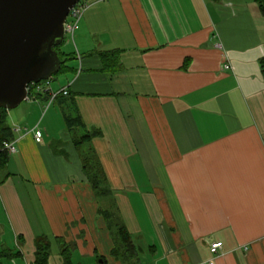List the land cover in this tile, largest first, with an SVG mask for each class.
Segmentation results:
<instances>
[{
	"label": "crops",
	"instance_id": "1",
	"mask_svg": "<svg viewBox=\"0 0 264 264\" xmlns=\"http://www.w3.org/2000/svg\"><path fill=\"white\" fill-rule=\"evenodd\" d=\"M80 22L64 84L50 88L66 89L95 132L89 145L112 193L102 199L108 210L132 241L148 243L133 242L131 263L111 257L73 144L85 132L67 131L64 99L43 114V94L6 115L16 152L0 169L11 210L2 204L0 252L19 257L0 262L34 264V240L44 237L47 264L60 242L72 264H143L146 250L149 264H264V16L254 0H93ZM113 51L119 68L105 72L99 55ZM214 241L223 248L213 257Z\"/></svg>",
	"mask_w": 264,
	"mask_h": 264
},
{
	"label": "water",
	"instance_id": "2",
	"mask_svg": "<svg viewBox=\"0 0 264 264\" xmlns=\"http://www.w3.org/2000/svg\"><path fill=\"white\" fill-rule=\"evenodd\" d=\"M79 0H0V109L25 102L26 87L50 80L62 61L63 24Z\"/></svg>",
	"mask_w": 264,
	"mask_h": 264
},
{
	"label": "trees",
	"instance_id": "3",
	"mask_svg": "<svg viewBox=\"0 0 264 264\" xmlns=\"http://www.w3.org/2000/svg\"><path fill=\"white\" fill-rule=\"evenodd\" d=\"M213 2H217L219 0H211ZM257 4L259 11L262 16H264V0H254ZM63 44L59 47L53 48V50L57 53L58 57L62 61L58 76H61L66 71H69L67 68V64L73 59V55L65 54L61 51ZM99 58L102 63V70L105 72H116L119 68L118 60H119V52H104L99 55ZM261 73L264 77V64L261 65ZM37 98L40 95L36 96ZM60 99H64V102H67L66 111L62 114L63 121L65 127L68 132H74L82 130L85 133L82 136L74 137L73 144L77 150H82L84 146L90 144L95 135V132L91 133L85 130V126L81 121V118L74 108L73 99L70 98L69 93L67 92V96H58L55 101H59ZM46 102L48 101V97L44 99ZM68 109V110H67ZM73 112V116L69 114ZM6 114L7 111L4 109H0V169H3L7 163L8 155L1 151L3 142H11L13 141L12 130L6 123ZM57 153V152H56ZM82 171L87 178L94 197L98 199H107L110 198L112 193L107 186V180L103 173V170L100 167V164L93 153L92 150L88 149L87 152L80 153ZM101 216L106 221V225L108 226L109 233L112 237L113 249L111 251V257H113L116 261H120L121 263L131 262L134 258H136V248L133 244L132 238L125 228V226L119 220L117 214L113 213L111 210L109 211H100ZM115 219V220H114ZM50 243L44 237H39L34 240V264H47L50 256ZM59 253L62 259V264H72L70 261V252L69 248L65 245V243H59ZM19 257V254L11 253L10 251H1L0 252V261L2 260H11ZM102 264H106L104 259H101ZM0 264H2L0 262Z\"/></svg>",
	"mask_w": 264,
	"mask_h": 264
},
{
	"label": "built area",
	"instance_id": "4",
	"mask_svg": "<svg viewBox=\"0 0 264 264\" xmlns=\"http://www.w3.org/2000/svg\"><path fill=\"white\" fill-rule=\"evenodd\" d=\"M90 7V4L86 1L81 2L79 0L75 6L70 10L68 16L66 17L63 29H64V37L70 36L71 40H73L75 33L79 29V23L82 19L83 14L88 10ZM224 69H229L228 65L224 66ZM50 81H44L40 84H30L26 87L27 96L26 100L27 102H32L37 99L36 96L47 94L48 95V102L52 103L53 100H55L59 95L67 96V90L62 89L59 92L53 93L50 88ZM19 128L15 127L13 129V132H18ZM34 139L37 144L41 143L43 135L40 130L36 128L33 129ZM1 151L5 152L8 156L13 155L16 152L15 142H3ZM223 245L221 242H211L208 246L210 254L214 257L218 255L222 251ZM202 264H214V259H210Z\"/></svg>",
	"mask_w": 264,
	"mask_h": 264
},
{
	"label": "rangeland",
	"instance_id": "5",
	"mask_svg": "<svg viewBox=\"0 0 264 264\" xmlns=\"http://www.w3.org/2000/svg\"><path fill=\"white\" fill-rule=\"evenodd\" d=\"M84 1H86V2H88L89 4H90V2L91 1H93V0H81V2H84ZM81 23V22H80ZM80 23H79V27H80ZM76 34V33H75ZM75 36V35H74ZM75 42H76V40H75V38H74V41H72L71 40V37L70 36H66V37H64V42H63V46H62V48H61V51L64 53V52H68V53H70L71 55L72 54H74L75 55V53H74V50H75V47L73 46V43L75 44ZM72 66H75L76 67V64L75 63H73L72 62ZM63 78L62 77H60V76H58V75H54L49 81H50V84H51V87H52V89H54V90H56L57 88H58V86H60V85H62V84H64L63 83ZM22 104V106L23 105H25L26 103L25 102H23V103H21ZM49 110H51V111H56V112H58V108H57V105L55 104V103H49V102H47L45 105H44V107H43V114H45L46 112H48ZM10 111V110H9ZM8 111V112H9ZM50 112V111H49ZM7 115V114H6ZM6 123L8 124V126L10 125V122H9V120H8V118H6ZM56 129V127L54 128V130ZM63 134H66V132H63ZM63 134L61 135H59V138L62 140V141H64L65 140V138H63ZM57 137H58V134H57ZM91 145H87V146H84L83 148H82V150L80 151V153L81 152H84V151H86V150H88V149H91ZM79 152H77V154H80ZM26 194H27V192H26ZM93 194V193H92ZM0 196H1V200H0V205L2 206L1 208H0V225H1V227H2V229H4L3 231L5 232V238H7V233H6V231H7V223H8V221H7V216L5 215V212H3V205H4V207H5V210L7 211V214H8V216L10 215L11 216V210L10 209H8V205H7V203H6V201H5V199L3 198V196H2V194H0ZM18 197H19V199H21V201H23V199L22 198H25V196H24V194L23 193H21V190L18 192ZM28 198H29V204H28V206L29 207H32V208H36L35 207V203H34V201H33V198H32V194H31V192H30V190L28 191ZM93 201L94 202H96L97 203V205H98V210H100V211H105V210H108V206H109V204H108V201L107 200H102V199H98V198H95L94 197V199H93ZM27 203H28V200H27ZM3 204V205H2ZM24 208L25 207H27V206H23ZM9 210V211H8ZM9 212V213H8ZM99 215V217L101 218L102 216H101V212L98 214ZM115 220V219H114ZM6 242V247H10V246H8V242L7 241H5ZM133 242H134V244L135 245H137V246H143V247H146V244L148 243L147 241H145V240H133ZM53 249H52V259H51V264H54L53 262V260L55 259V260H57V261H60V256H59V254H58V249L55 247V245H53V247H52ZM139 254V256H138V260L140 261V263H143V264H149L150 263V261H151V257H150V254H149V252L146 250V251H144V252H142V253H138ZM131 263V262H130Z\"/></svg>",
	"mask_w": 264,
	"mask_h": 264
}]
</instances>
